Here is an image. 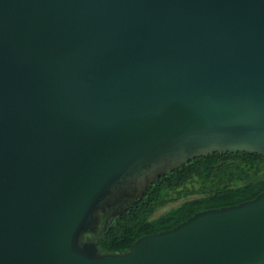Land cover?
Segmentation results:
<instances>
[{
  "label": "water",
  "instance_id": "1",
  "mask_svg": "<svg viewBox=\"0 0 264 264\" xmlns=\"http://www.w3.org/2000/svg\"><path fill=\"white\" fill-rule=\"evenodd\" d=\"M216 151L264 155V0H0V264H264V191L102 246Z\"/></svg>",
  "mask_w": 264,
  "mask_h": 264
},
{
  "label": "trees",
  "instance_id": "2",
  "mask_svg": "<svg viewBox=\"0 0 264 264\" xmlns=\"http://www.w3.org/2000/svg\"><path fill=\"white\" fill-rule=\"evenodd\" d=\"M264 191V155L213 152L166 170L102 233V246L123 251L140 236L171 228L195 212L237 204ZM171 206L161 213L157 211Z\"/></svg>",
  "mask_w": 264,
  "mask_h": 264
},
{
  "label": "rangeland",
  "instance_id": "3",
  "mask_svg": "<svg viewBox=\"0 0 264 264\" xmlns=\"http://www.w3.org/2000/svg\"><path fill=\"white\" fill-rule=\"evenodd\" d=\"M170 206H171V204H170V205H167V206H164V207H162V208H160V209L157 211V213H161V212L165 211V210L168 209Z\"/></svg>",
  "mask_w": 264,
  "mask_h": 264
}]
</instances>
